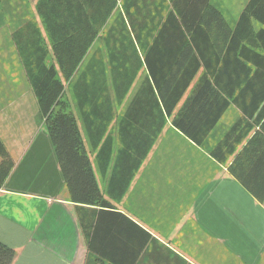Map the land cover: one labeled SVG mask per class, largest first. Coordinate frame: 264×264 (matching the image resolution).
<instances>
[{
  "label": "crops",
  "instance_id": "0c3cea01",
  "mask_svg": "<svg viewBox=\"0 0 264 264\" xmlns=\"http://www.w3.org/2000/svg\"><path fill=\"white\" fill-rule=\"evenodd\" d=\"M39 1L0 0V139L15 162L0 242L14 264H264V202L211 154L242 113L232 104L201 145L173 122L214 65L213 9L235 28L250 0H61L49 17L101 23L69 80ZM27 63L63 81L106 204L72 199ZM171 67L197 72L168 116Z\"/></svg>",
  "mask_w": 264,
  "mask_h": 264
},
{
  "label": "trees",
  "instance_id": "16d2710c",
  "mask_svg": "<svg viewBox=\"0 0 264 264\" xmlns=\"http://www.w3.org/2000/svg\"><path fill=\"white\" fill-rule=\"evenodd\" d=\"M61 4V0H40L38 12L52 36L63 78L69 80L93 44L101 23L94 29L93 21H64L60 16L49 17ZM213 11L216 29L212 44L218 49L213 52L214 65L207 67V75L199 82L194 96L173 122L176 128L201 145L229 107L235 105L242 113V118L211 154L220 164L227 165L230 174L263 203L264 29L256 31L254 23L264 25V0H250L235 28L229 26L216 9ZM181 42L190 45L191 42L196 43V37L185 35ZM78 45L83 50L72 52L71 48L75 49ZM30 65L27 63L26 71L37 96L40 118L45 121L72 199L91 205L106 204L77 119L68 103L62 99L63 81L57 78V71L53 67L47 69L44 66L43 71L39 72ZM183 70L185 78L174 82ZM167 71L170 75L166 78L165 94L162 96L167 115L172 116L191 86L197 69H192L191 73L189 68L171 67ZM14 167L15 162L0 139V190ZM74 167L77 168L76 176ZM78 175H82L86 184L81 194L77 190ZM16 256L15 249L0 242V264H14Z\"/></svg>",
  "mask_w": 264,
  "mask_h": 264
},
{
  "label": "rangeland",
  "instance_id": "374dc122",
  "mask_svg": "<svg viewBox=\"0 0 264 264\" xmlns=\"http://www.w3.org/2000/svg\"><path fill=\"white\" fill-rule=\"evenodd\" d=\"M8 76H6V79H7Z\"/></svg>",
  "mask_w": 264,
  "mask_h": 264
}]
</instances>
